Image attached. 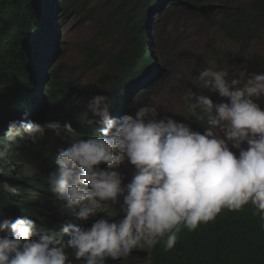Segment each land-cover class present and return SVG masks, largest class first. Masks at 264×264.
<instances>
[{
  "label": "clouds",
  "instance_id": "obj_1",
  "mask_svg": "<svg viewBox=\"0 0 264 264\" xmlns=\"http://www.w3.org/2000/svg\"><path fill=\"white\" fill-rule=\"evenodd\" d=\"M57 32L58 26L53 37ZM197 79L227 101L214 103L191 89L185 93L184 99L192 101L186 104L188 113L206 121L203 133L171 117L158 118L156 105L113 118L104 95L90 99L79 116L92 129L87 137L68 122H10L0 139V176L9 174L17 137L27 134L35 142L51 131L67 147L55 156L49 191L71 211L67 220L95 222L90 228L66 222L46 230L25 216L0 220V264H72L68 249L83 264H106L161 240L167 252L182 230L195 232L223 211L238 213L248 205L264 222V109L256 102L264 97V72L245 68L239 78H230L226 69L211 66ZM22 160L18 163L25 165ZM125 161L135 169L126 184L115 170ZM0 191L16 195L18 189L2 182ZM108 203L119 204L122 218L94 219Z\"/></svg>",
  "mask_w": 264,
  "mask_h": 264
},
{
  "label": "trees",
  "instance_id": "obj_2",
  "mask_svg": "<svg viewBox=\"0 0 264 264\" xmlns=\"http://www.w3.org/2000/svg\"><path fill=\"white\" fill-rule=\"evenodd\" d=\"M92 1L0 0V139L4 138L10 122L19 126L21 121L41 125L68 122L87 137L92 129L82 125L79 116L90 99L106 96L111 116L119 118L134 92L132 98L139 91L151 92V82L159 76L160 68L148 49L151 47L149 27L152 14L167 2L206 13L205 16L217 9L219 29L237 45L235 52L221 55L229 68L240 65L251 43L264 38V0L233 6H211L201 4L200 0H109L113 3L102 11L98 31L104 38L114 37L119 49L109 53L85 46L83 68L99 69L100 79L105 82L101 89L95 85L80 86L51 68L52 59L59 52L53 35L57 24L70 18L76 25L95 19ZM251 58L258 71L264 72V59L257 54ZM204 95L219 103L217 96ZM179 122L201 133L207 126L206 121H197L190 114ZM62 147L67 144L51 131L35 142L27 134L17 137L10 151L9 174L0 176V183L17 186L18 191L16 195L0 191V220L25 216L46 230H58L63 223H73L67 220L72 213L66 203L57 199L48 185L49 175L57 170L55 156ZM20 159L32 164L34 171L25 173L24 163H18ZM94 222L87 219L73 224L90 228ZM262 224L258 216H253L251 205L238 213L225 210L214 222L201 225L195 232L182 230L170 251L164 250L161 240L149 250L137 248L126 259H109L106 264H139L140 256L146 258V264H264ZM68 239L69 236L64 237L65 242ZM67 251L72 264H83L74 259L71 249Z\"/></svg>",
  "mask_w": 264,
  "mask_h": 264
},
{
  "label": "rangeland",
  "instance_id": "obj_3",
  "mask_svg": "<svg viewBox=\"0 0 264 264\" xmlns=\"http://www.w3.org/2000/svg\"><path fill=\"white\" fill-rule=\"evenodd\" d=\"M249 1L200 0V3L205 2L211 6L221 4L233 6L246 4ZM112 3L110 4L109 0H93L91 5L95 7V19L76 25L70 18L57 25L58 34L55 37V46L59 45V52L57 57L52 59L51 68L53 70H59L65 78L73 79L80 86L95 85L100 89L103 88L105 80L100 79L99 69L96 71L83 68L82 52L85 46L98 47L109 53L119 49V44L114 37L104 38L98 31V20L101 19L102 11ZM204 14L206 13L194 12L175 2L165 3L152 14L149 27L151 47L148 49L155 58L160 73L151 82V92L142 94L143 92L139 91L133 98L135 92L132 94L131 101L128 102L121 116L135 115L136 110L143 105H156L159 108L158 118L171 117L179 122L181 119H186L189 114L186 108L188 101L184 99L189 89L202 94L211 93L203 89L197 79L201 69L211 66L217 69L223 68L229 72L230 78H239V71L245 68L249 73H260L251 55L257 54L264 59V38L253 41L240 65L229 68L221 55L227 51L235 52L237 45L226 38L219 29L217 22L220 16L216 15L218 14L216 8L209 16ZM152 89H156V92L153 93ZM211 94L219 98V103L227 102L218 93ZM145 95H147L146 100ZM256 102L264 109V97ZM101 167L107 169L108 166L102 164ZM115 170L125 177V184L130 182L135 171L134 166L127 161ZM23 171L30 174L34 171V167L30 163H25ZM101 208L104 212L103 215H98L99 219L106 217L105 215L111 216L115 221L122 218L119 204H102ZM141 258L142 262L139 264H146V259Z\"/></svg>",
  "mask_w": 264,
  "mask_h": 264
},
{
  "label": "water",
  "instance_id": "obj_4",
  "mask_svg": "<svg viewBox=\"0 0 264 264\" xmlns=\"http://www.w3.org/2000/svg\"><path fill=\"white\" fill-rule=\"evenodd\" d=\"M98 215H100V214L97 213V214L94 216V219L98 220V219H99V216H98ZM113 221H115V220L113 219Z\"/></svg>",
  "mask_w": 264,
  "mask_h": 264
}]
</instances>
